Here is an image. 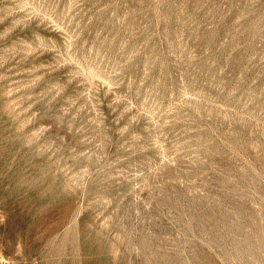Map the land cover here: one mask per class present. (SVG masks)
I'll list each match as a JSON object with an SVG mask.
<instances>
[{
	"label": "rangeland",
	"instance_id": "374dc122",
	"mask_svg": "<svg viewBox=\"0 0 264 264\" xmlns=\"http://www.w3.org/2000/svg\"><path fill=\"white\" fill-rule=\"evenodd\" d=\"M0 264H264V0H0Z\"/></svg>",
	"mask_w": 264,
	"mask_h": 264
}]
</instances>
